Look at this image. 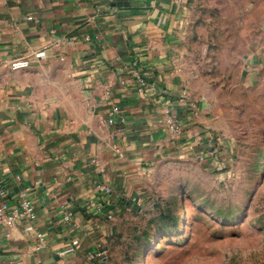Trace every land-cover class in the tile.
<instances>
[{
  "label": "crops",
  "instance_id": "obj_1",
  "mask_svg": "<svg viewBox=\"0 0 264 264\" xmlns=\"http://www.w3.org/2000/svg\"><path fill=\"white\" fill-rule=\"evenodd\" d=\"M187 2L0 0V264L96 253L156 155L190 153L165 126ZM256 55L264 68V41ZM23 190L35 217L7 225Z\"/></svg>",
  "mask_w": 264,
  "mask_h": 264
},
{
  "label": "rangeland",
  "instance_id": "obj_2",
  "mask_svg": "<svg viewBox=\"0 0 264 264\" xmlns=\"http://www.w3.org/2000/svg\"><path fill=\"white\" fill-rule=\"evenodd\" d=\"M263 41L264 0H188L171 98L190 153H158L142 197L69 264H264Z\"/></svg>",
  "mask_w": 264,
  "mask_h": 264
},
{
  "label": "built area",
  "instance_id": "obj_3",
  "mask_svg": "<svg viewBox=\"0 0 264 264\" xmlns=\"http://www.w3.org/2000/svg\"><path fill=\"white\" fill-rule=\"evenodd\" d=\"M88 38L89 36H86V39ZM28 63L29 62L26 59H13L9 63V66L12 70H18L27 67ZM107 98L108 96H105V99ZM174 106H175L174 103H171L170 105L167 106L165 110V114H166L165 121L169 128V131L172 134H175L181 128L180 127L181 123L178 120H176V109L174 108ZM116 113H118V109L116 106H113L110 110V114L113 115ZM120 118L123 120L122 116ZM210 141L211 140H207L208 145L207 146L205 145L206 146L205 150L208 149ZM194 143L196 145L203 146L205 144V140H202L201 138L194 139ZM200 158H206V157H204L202 154V156L200 155ZM18 195L20 197L19 207L7 217V221H6L7 225H11L16 218L23 217V218L33 219L35 217V212L33 210V207L31 206L30 201L25 198V191L24 190L20 191ZM71 215L72 214L69 212L67 215L64 216V220H68Z\"/></svg>",
  "mask_w": 264,
  "mask_h": 264
}]
</instances>
